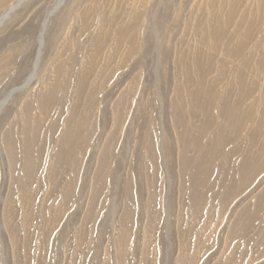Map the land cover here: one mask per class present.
Listing matches in <instances>:
<instances>
[{"label":"rangeland","instance_id":"obj_1","mask_svg":"<svg viewBox=\"0 0 264 264\" xmlns=\"http://www.w3.org/2000/svg\"><path fill=\"white\" fill-rule=\"evenodd\" d=\"M1 105L0 264H264V0H0Z\"/></svg>","mask_w":264,"mask_h":264},{"label":"bare ground","instance_id":"obj_2","mask_svg":"<svg viewBox=\"0 0 264 264\" xmlns=\"http://www.w3.org/2000/svg\"><path fill=\"white\" fill-rule=\"evenodd\" d=\"M18 4H19V3H18ZM18 4H17V5H18ZM17 5H15V7L13 8V10L16 8ZM9 13H10V11H9ZM9 13H8V14H9ZM8 14L6 15V17L8 16ZM45 26H46V25H45ZM44 28H45V27H44ZM1 107H2V105L0 106V109H1Z\"/></svg>","mask_w":264,"mask_h":264}]
</instances>
